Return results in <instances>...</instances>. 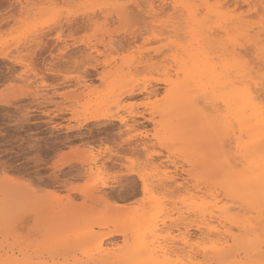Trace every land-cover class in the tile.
<instances>
[{
	"label": "rangeland",
	"instance_id": "rangeland-1",
	"mask_svg": "<svg viewBox=\"0 0 264 264\" xmlns=\"http://www.w3.org/2000/svg\"><path fill=\"white\" fill-rule=\"evenodd\" d=\"M127 2H140L146 6L144 16L148 20V23L136 28L134 35L129 33L127 38L118 41L119 49L117 50V55L120 58L119 63H117L115 57H108L90 65H85L84 70L79 71V66L75 63L73 57L65 56L64 59L61 58L63 49L58 45L63 43L67 47L66 40L69 31H72L78 36V41H74V45L76 46L72 48V52L76 56H79L81 52L93 55V47L97 53L105 50L103 35L97 38L91 35H85V32L82 30L90 27L92 17H96L98 13L106 21H112V27H115V22L119 20L121 11L115 5ZM185 2L214 6L210 9H204L205 12L213 14L220 12L219 15H233L231 17L234 18L237 16L240 23L239 27L242 23L246 24L242 18L251 14L246 5H244L246 3L244 0H0V46L12 44L13 49L18 46L27 47L32 43L30 38L31 34H41L43 44L40 46L37 68L47 69L43 75L46 77L44 83L48 84V88L44 89L41 93L33 94L31 100L26 103L17 105L11 96L5 100L4 84L12 81L15 75V69L18 66L13 65L10 60H4L3 56L7 52L0 50V102H2L0 103V256H3L6 252H17L19 249V240L30 232V230L32 231L39 226L43 229L47 240L51 244L58 247L63 246L62 248L68 255L72 256L73 252H75L77 259L84 260L85 256L83 255V251L85 249L81 247L80 243H76V238L80 233L87 230L89 225L93 226L97 235H103L109 230L127 226L128 223L132 222H129L128 218L131 219L130 217L133 214L142 211L140 183L136 179V191L131 195L128 194L131 190H128L125 184H122L123 186L120 185L119 187H107L108 194L110 195L112 193L115 197L112 194L110 195L111 197L108 195L104 198L107 200L105 202L98 201L93 203L90 202V199L86 200L82 192L87 190L85 186L90 182V172L87 160L82 159L81 155L85 149H87L90 157L93 152L101 155L100 150L102 148H110L111 143L109 142L115 143L121 133V126L118 121L111 119V117L120 115L132 103L139 104L142 100L147 99L144 93L133 96L127 95V93L122 91L123 89L126 90V87L128 89L131 84L139 85V78L126 74L125 68L127 65L131 64L133 69L137 66L141 69L146 68L149 74L154 68H164L163 61L165 58L160 56V53L164 51V45H167L173 49L167 54L170 64L165 68V71H168L174 65V57L179 56L177 53L179 54L183 49L198 50L205 48V46H214V50L217 51L219 44H222L221 41L223 42V40L225 41L227 39V36H224L223 33L226 39L220 36L221 32H218L219 35L210 33L217 30L215 28L218 21H216L217 23L204 22L203 17L200 20H196L194 14L182 15L187 11L185 9L173 10L175 12V19L173 20L160 18L153 22L152 16H159L161 11L159 7L154 8L152 10V16H149V8L147 6ZM76 3L92 5L111 4L114 6L103 10L99 8L79 9L81 15L79 17H73L74 24L69 25L64 23L61 27L59 21H57L52 27L45 30L43 16L47 12V9L40 7L41 5L56 4L64 6ZM229 3L231 5H228ZM221 4L224 5L222 7L223 9L220 8L218 10L219 5L222 6ZM234 10L235 12L233 13ZM114 14L115 19L113 18ZM86 15L87 19L85 18ZM66 19L67 17L65 15ZM213 23H215V26H213ZM210 26L214 27V29L212 27L211 29ZM208 27L212 31H209ZM257 28L255 29V36L258 34L257 30L259 31V28ZM57 29L62 33L60 40L55 39ZM180 29H182L180 32L182 39L176 41L175 37L177 31ZM206 29L207 33L205 37L200 32L202 33L203 30L205 32ZM25 33H28V35ZM218 36L220 39L221 37L224 39L219 41ZM159 41H162V43ZM217 43L219 44L217 45ZM228 43L229 41L227 40L226 44ZM223 44L225 43L223 42ZM253 52L250 55L258 59L257 51L254 49ZM157 57H160V59L157 60ZM53 70L55 74H52ZM40 74L39 72L37 73V75ZM157 75H159V72H157ZM156 83L157 80L154 79L149 85L153 86ZM156 91L160 92V89L156 87ZM148 97L152 100L157 98L153 93ZM162 97L163 93L161 92L160 98ZM119 100H123L125 104L116 110L115 105ZM29 105H31L30 118L26 120L25 124L16 127L15 119L17 113L21 109L27 110ZM73 115L75 119L72 118ZM155 115L158 122L161 123L162 118L157 114ZM137 118V129L144 130L145 124L154 128V125H151L150 121L139 117ZM108 120L112 121L110 122ZM123 130L125 131V128ZM167 133L164 136L169 135V132ZM33 139H35L39 148V161L29 160L27 156L30 150L28 146L29 142ZM191 153L192 150L183 153V161V159H180L181 153L175 151L172 153L174 157L172 163L176 164V160L179 159L180 166L191 170L192 175L189 177V184L195 183L194 176L195 178L200 177L205 182V179L208 178V174H206L208 173V169L203 168L200 158L195 161L194 166L185 164V160L188 157L192 159ZM62 155L71 156L76 163L71 167L61 166L50 169L49 165H55ZM121 158L118 154L117 162H113L115 166L109 165V167L122 166L119 163ZM167 160V154L163 161L156 160V165H159L160 162L164 163L160 164L155 171H162L165 168L164 164L167 165V169H172V165L169 164L171 162ZM158 177H160V173L154 178ZM179 181L181 180L179 179ZM200 186L202 187L204 184H200ZM190 188L193 190H191L193 193L195 192L194 195L197 194V203H200L201 199V201L204 199V201L209 202L207 199L210 197L212 202L213 196L209 193L205 194L204 192H200L204 191V188H200L201 190ZM217 194V200L220 199L219 203L227 201L229 205L233 204V207H236V209H233L239 211V217H255V210L245 201L243 202L241 199L235 197L230 198L223 191H219ZM178 195H157L161 198V207L165 212L170 211L173 218L177 216L176 211L186 210L185 208H179V203L175 202V197ZM65 199L72 200V206L63 208L62 203L66 201ZM122 199L123 201H121ZM211 202L209 204H212ZM239 208L241 209L239 210ZM74 214L80 215L81 217L77 220H72L70 216ZM183 217L182 222H185L184 224H191L189 233L196 240L203 241L208 246L207 244L212 243L216 239V233L210 234L208 238H201L202 235H199L200 231L196 226L197 223L199 224L200 218L194 211L187 214V216L184 212ZM164 220L165 224L160 225V227L162 226L161 228L167 226L172 236H182L183 224L178 225V227L171 225L172 222L168 216ZM6 226H11L13 230L6 231ZM233 228L232 232L234 234L242 236L241 234L243 232L238 231L234 226ZM158 235L162 237L164 233L161 232ZM61 239L67 242H65L66 245L60 243V241H63ZM106 242L109 247L116 248V245L118 246L122 243V235H114L107 239ZM242 242H245V245ZM242 242L240 245H235L237 246H234L235 249L231 246V249L229 248L227 250L232 255L231 259H238V261L241 259L243 261L250 257L249 254H251L252 250L249 246L251 244L250 241L249 243H247L248 240ZM174 243L177 245V249L175 251H168V256H164L170 261L174 260L176 256H182L183 253L181 240H177ZM211 243L207 248L210 247ZM241 245L249 247H241ZM203 248L202 246L197 250L199 261L202 264H218L215 254L211 253L208 256V253H210L208 252L206 257L203 255L201 251ZM246 249L248 254L245 255ZM233 254L236 255L234 256ZM213 255L214 258L211 257ZM160 256L162 257V255ZM164 257L161 259H165ZM126 264L131 263L127 262Z\"/></svg>",
	"mask_w": 264,
	"mask_h": 264
},
{
	"label": "snow or ice",
	"instance_id": "snow-or-ice-1",
	"mask_svg": "<svg viewBox=\"0 0 264 264\" xmlns=\"http://www.w3.org/2000/svg\"><path fill=\"white\" fill-rule=\"evenodd\" d=\"M113 6L111 4L92 5L76 3L64 6L47 4L40 7L47 9V12L43 16L45 30H47L57 21H59L61 27L64 23L69 25L74 24L73 17L81 15L79 9L99 8L103 10ZM115 7L121 9L119 20L115 22V27H112V21H106L98 13L96 17H92L90 27L82 30L85 32V35L97 38L103 35L105 50L97 53L93 47V55L81 52L79 56H76L72 52V48L76 46L74 45V41H78V36L69 31L66 40L67 47L63 43L58 45L63 49L61 58L64 59L65 56L73 57L75 63L79 66V71H83L85 65H90L108 57H115L117 63H119L120 58L117 55V50L119 49L118 41L127 38L129 33L134 35L136 28L146 25L148 20L144 16L146 6L140 2H127L115 5ZM147 7L149 8V16H152L154 8L159 7L161 9L159 16H152L153 22L160 18L173 20L175 19V12L173 10L185 9L187 11L182 15L194 14L196 20H200L203 17L204 22L219 21L220 26L225 25V20L219 14L204 11L206 8L210 9L214 7L213 5L186 2L165 3L159 6L150 5ZM246 7L251 13L242 18L246 24H242L235 33L227 37L229 41L227 45L228 54L224 57L225 64L223 70H221L219 61L215 56L214 46H205L201 52V55L207 58L209 64L215 63L216 65L214 69L215 82L211 87V93L213 96H218L219 99L215 100L211 105L206 103L208 92L197 90L193 87V82L187 79V67L183 61H178L170 70L165 71V68L170 64L167 54L173 50L167 45H164V51L160 53V56L165 58L163 61L164 68H154L149 74L146 68L141 69L137 66L133 69L131 64L126 66L125 71L127 75L139 78V90L147 91V85L155 79L157 83L153 87H158L160 92L156 93L157 99L155 101L149 97L142 100L139 105L134 102L130 107H126L125 111L120 115L111 117V119L119 122L121 133L115 143L109 142L111 143L110 148H102L100 150L101 155L93 152L89 157L87 149L84 150L81 158L89 160L94 170L97 168L101 169L98 175L95 171L93 172L92 179L85 186L87 189L86 194L103 196L106 187H118L125 183L130 184L133 179L138 180L143 185L145 198H148L150 191L151 193L163 191L165 185L157 186L152 182L157 175L154 170L155 159L163 161L167 154L168 160L171 162L174 159L172 149L175 141L172 138L160 135L158 120L154 114L157 112L161 92L163 93V97L167 98L173 91L174 85L180 82L181 72L185 74L184 83L189 89L187 96L188 106L194 113L206 116L211 124L213 140L219 151L218 166L224 169L239 168L240 161H233L230 154L234 148L242 149L246 154L250 143L248 138L253 131L252 120L256 117L259 118L261 135L264 137V0H259V3L256 5L249 3ZM65 15L67 17L66 20ZM85 18L87 19V15ZM113 18L115 19V14ZM227 23L234 24L235 18L233 17ZM213 26H215V23H213ZM257 26L259 28L258 41L255 36ZM181 31L182 29L177 31L176 41L182 39L180 35ZM25 34L28 35V33ZM212 34L217 35L218 33L213 32ZM61 35L62 33L57 29L55 39L60 40ZM30 38L32 43L27 47L18 46L13 49L12 44L0 46V50L7 52L3 56V59L10 60L13 65L18 66L15 69L12 81L4 84L5 100L11 96L17 105L26 103L31 100L33 94L41 93L44 89L48 88V84L44 83L46 77L43 75L47 69L37 68L40 46L43 44L42 35L39 33L31 34ZM159 42L162 43V41ZM254 49L258 51V59H254L250 55ZM177 55L179 54L177 53ZM156 59L159 60L160 57ZM38 72L41 74L37 75ZM157 72H159V75H157ZM52 74H55L54 70ZM124 104L123 100H119L115 105V109H120ZM140 114H142L143 119L151 120V125L156 127L152 128L148 124H145L144 130H138L136 124L137 117ZM30 115L31 105H29L27 110L21 109L17 113L15 126L20 127L22 124H25ZM72 118L75 119V116L73 115ZM125 127L128 129L126 132L123 131ZM140 143L145 145L142 152L137 150ZM28 146L30 147L27 153L28 159L39 161V148L35 139L30 141ZM118 154L122 157L119 161L122 166H107V161L115 159ZM180 159H184V157L181 155ZM262 159H264V156H262ZM74 163L76 161L71 156L62 155L55 165L50 164L49 167L50 169L61 166L71 167ZM176 164L179 167V159L176 160ZM185 164H187L186 160ZM164 166L167 167V165ZM255 179L247 177L249 183ZM258 180L262 191H264V173L259 176ZM174 183L175 180H173ZM153 200H157V197L153 196ZM261 203L262 214L259 239L253 242L250 257L241 261L240 264H264V200ZM156 206L159 207L160 205L157 203ZM163 219H166L163 213H154L148 219L147 228L142 232L140 239L143 242L151 241L155 254L148 256V258L140 261L139 264H202L198 259L197 250L203 246L204 251L207 252L206 244L203 241L196 240L192 235L172 236L167 226L164 228L160 227V221ZM253 227L255 228L256 225H253ZM5 230L9 231L13 229H11V226H6ZM161 232L164 233L162 237L158 235ZM177 240H182V256H176L171 261L167 258L160 259L158 254L160 252L167 253L170 246L173 251L177 249V245L174 243ZM18 247L20 248V256L18 258L0 259V264H73L71 259L66 258L68 254L63 248L51 244L47 240L43 229L39 226L20 239ZM141 250L143 249L141 248ZM77 264H87V262L78 261Z\"/></svg>",
	"mask_w": 264,
	"mask_h": 264
},
{
	"label": "bare ground",
	"instance_id": "bare-ground-1",
	"mask_svg": "<svg viewBox=\"0 0 264 264\" xmlns=\"http://www.w3.org/2000/svg\"><path fill=\"white\" fill-rule=\"evenodd\" d=\"M244 1H246L247 4L251 3V4L255 5L257 3V1H259V0H244ZM246 3L244 5H247ZM228 5H231V4L229 3ZM223 6L224 5H222V6L219 5L218 10H220V8L223 9L222 8ZM218 10H217V12H218ZM234 12H235V10L233 11V13ZM219 13L220 12H218L217 14H219ZM220 16L225 20V25L220 26L219 21H218V23L216 22L217 24H216L215 29H217L216 30L217 32L216 31L215 32L216 33L221 32L220 36H222V37H224V36L228 37L231 34V32H232V34L235 33V31L239 28V24H240L239 19H237L238 17L237 16L235 17L236 19H235L234 24H228L227 21L232 20L233 17H231V16H233V15L226 16V15L220 14ZM244 17H246V16H244ZM211 27L212 26H210V28ZM210 28H209V31H212V30H210ZM212 28L214 29V27H212ZM206 31H207V29L205 30V32H204V30L202 33L200 32V34L201 35L204 34L206 37V33H207ZM209 31H208V35H209ZM212 32H214V31H212ZM212 32H210V33L212 34ZM257 32H258V34L256 35V39L258 41L259 31L257 30ZM222 33L224 34V36ZM217 35H219V34H217ZM222 37H221V39L223 40L225 37L224 38H222ZM218 38H219V41H221L219 36H218ZM225 41L223 40V42L225 44H223L222 41H221V43H222L221 45L219 44L220 42L217 43V45L219 44V46H218L219 49L218 50L216 49L217 51L214 50L215 56H216L217 60L219 61L221 70H223V67L225 64L224 57L228 54V48H227L228 44H226L227 39ZM203 49L204 48H201L198 50L183 49V51L179 53V56L174 57L173 61H174V65L177 64L178 61L184 62V65L187 67V79L189 81L193 82V87L196 88L197 90H199L201 92H205V91L208 92V99H207L206 103L208 105H211L215 100L219 99L218 96H213L211 93V87L213 86V84L215 82V71H214V69H215L216 65H215V63L209 64L207 62V58L203 57L201 55V52L203 51ZM256 53L258 56V51ZM252 57H254V56H252ZM254 59H255V57H254ZM184 80H185V74L183 72H181L180 82L176 83L174 85L173 91L169 94V96L167 98H164V97L160 98V102H159V105L157 108V112L155 113L162 118V121L160 120L161 123L158 122V124H160L159 131H160L161 136H164L165 133L169 132V135H167V137L174 139L175 145L172 149V153L177 151L178 153H181V155H182L183 153H187L188 150H190V151L192 150V153H191L192 159L190 157H188V159H187V157H186L187 164L194 166L195 161L200 158V161L203 165V168L208 169V173H206V174H208V178L205 179V182H204L203 180L200 179V177L195 178V176H194L195 183L193 182V184L192 183L189 184L190 183L189 177H191V175H192L191 170L186 169L180 165L178 167L177 164L172 163L173 161H171V163H169V164L172 165V169H167V167H165L162 171L156 172L157 175H159V173H160V177L154 178L152 181L157 186L165 185L162 192L151 193V191H150L148 198H145L144 191H143V185L140 184V191L142 194V198H141L142 205L141 206H143V209L141 212L133 214L132 217H130L131 219L128 218L129 222L130 221H132V222L128 223L127 226L119 227L118 229H115V230H109L106 233H104L103 235H97L93 229V226L89 225L87 230L83 231L82 233H80L77 236L76 240L78 242L76 241V243H80L81 247H84V249H85L84 251L82 250L83 255L85 256V259L84 260L77 259L75 252H73L72 256L68 255L66 257L67 259H71L73 261V264H77L78 261H85V262H87V264H126L127 262L131 263V264H139L140 261L148 258V256L154 255L155 252H154L151 241L143 242L140 239L142 232L147 228L148 219L151 216H153L154 213L155 214L163 213L165 216H168L171 219V222H172L171 225H174L176 227H178V225H180V224H183L184 229L182 231V236H187V235H190L189 228H190L191 224L190 223L184 224L185 222L184 223L182 222V220L184 218L183 213L185 212L186 216H187V214H189L190 212L192 213L194 211L196 213V215L200 218L199 224L197 223L196 226H197L198 230L200 231L199 235H202L201 238L202 239L208 238L210 236V234H212V233H216L215 235H217L216 239L212 243L210 242L211 245L209 248H207L208 249L207 252L204 251V248L201 251L205 257H206V254L208 252H210V253H208V256H210L209 254H211V253L215 254V256L217 257L216 259L218 260L217 261L218 264H240L239 261H241V259L239 261H238V259H236V260L231 259L232 255H230L231 253H228L227 250L229 248L231 249V246H232V248H234V246L238 245V244L240 245L243 243L245 245V242H242L245 240H248L247 243H249V241H250L251 244H249V246L252 249L253 242L258 241L259 232H260L261 214H262L261 213V209H262V203L261 202H262V200H264V191H262L259 180H258L259 176L262 173H264V159H262V156H264V137H262V135H261V130L259 127V122H258L259 118L256 117L252 120L253 131H252L251 136H249V138H248L250 143H249L248 150H247L246 154H245L244 150L235 149V148L232 151V153L230 154L233 161H236V160L240 161L239 168L224 169V168L219 167L217 164V160L219 159V151L217 149L215 141L213 140V136L211 133V124L209 123V120L206 116H202L200 113H194L190 109V107L188 106L187 96H188L189 89L185 85ZM147 87H148L147 91H141V90H139L138 84H131L128 89L126 87V90L123 89L122 91L127 93V95L129 94V95H133V96L137 95V94L144 93L147 99L149 98L148 96L151 93H153L156 96V92H157L156 87H153L149 84L147 85ZM121 89H122V87H121ZM156 99L157 98H155L154 101ZM138 117L142 118V114L138 115ZM108 121H110V120H108ZM146 121L151 122V120H146ZM110 122H108V123H110ZM136 127L138 128L137 124H136ZM155 127L156 126H154V128ZM127 130H128L127 127H125V132ZM138 130H140V129H138ZM237 135H238V131H237ZM141 139H143V138H141ZM233 139H235V137H233ZM241 143H243V142H241ZM149 146H151V145H149ZM144 147H145V145L143 143H140V144H138L137 150L143 151ZM139 148H141V149H139ZM186 149H188V150L186 151ZM156 160H159V159H155V161ZM183 161H184V159H183ZM113 162H117V156L115 159H109L107 161V166L114 165L115 163H113ZM163 163L164 162H160L159 165L163 164ZM87 164L89 165V172H90L89 178L91 180L93 177V172L95 171L96 174L98 175L100 173L101 169L97 168V169L92 171L93 168H92L91 162L89 160H87ZM156 164L154 165V170L158 169V167H159V165H156ZM181 173L184 174L185 176L182 175ZM247 177H253L256 179L253 180V182L249 183L247 180ZM179 179L181 181H179ZM191 179H193V178H191ZM173 180H175L174 184H173ZM136 184L137 183H136L135 179H133L130 184L125 183V187H127L128 190L129 189L131 190V192L129 191L130 193H128V194L131 195L136 191ZM200 184H204V186L201 187ZM181 185H183V187H181ZM168 186H170V187H168ZM190 187H192L193 189H197V190L200 188H202V189L204 188L205 190L200 191V192H204L205 194L209 193L211 196H213L212 202L210 200L211 197L209 199H207L212 204H209L208 201L207 202L204 201V199H203V201H201L202 200L201 199L200 203H197V201H198V200L196 201V199H197L196 195L197 194L194 195L195 192L193 193L192 192L193 190ZM197 190H195V191H197ZM219 191L225 192L230 198L235 197V198L241 199L243 202L245 201L249 206H251L253 208V210H255V212H256L255 217L253 215H252L253 218L249 217V216L248 217H239V211L238 210L235 211L236 207H233V204L229 205V202L227 203V201H225L223 203L222 202L219 203L220 199L217 200V195H218L217 192H219ZM126 192H128V191H126ZM197 192H199V191H197ZM86 193H87V190L82 192L84 198L86 200L90 199V202H93V203L98 202V201L105 202L106 199H104V198L109 195L108 194L109 192L107 191V187L104 189L103 196H100V195L91 196V195H88ZM158 194H161V195L179 194L177 197H175V200H176L175 202L179 203V205H180L179 208H181V209L185 208L186 210L185 211H176L175 213L177 214V216H176V218H173L172 213L170 211L165 212V210L161 207V205H160L161 198L157 196ZM119 195L121 196L120 193H119ZM122 195H124V194H122ZM112 196L115 197V195H113V194H112ZM153 196L157 197V200L154 201ZM65 200H66L65 202L62 201L63 202L62 203L63 208L72 206V202H71L72 200H69V199H65ZM115 200H116V198H115ZM233 200H235V199H233ZM121 201H123V199ZM157 203L160 205L159 207L156 206ZM207 204H209V205H207ZM242 207H244V206H242ZM233 208H235V209H233ZM116 209H118V208L116 207ZM240 209L241 208H239V210ZM248 210H249V208H248ZM248 210H247V212H248ZM252 212H254V211H252ZM242 214H245V213H242ZM73 216H74V218H73ZM73 216L72 215L70 216L72 218V220L73 219L77 220L78 218L81 217L80 215H76V214H74ZM23 220H26V219H23ZM25 223H27V222L25 221ZM164 224H165V220L163 219L160 221V225H164ZM76 225H78V224H76ZM253 225H256V227L254 228ZM134 226L136 228L135 230H134ZM233 226L238 231L243 232L242 234L240 233L242 236H239V234H234L232 232V230L234 229ZM20 229H21V227H20ZM117 234L122 235L121 245H118V246L116 245V248L109 247L107 245L106 240L109 239L110 237L114 236V235H117ZM61 240H63V239H61ZM229 241H230V243H229ZM65 242H64V240L60 241V243H62V245H66ZM181 242H182V240H181ZM209 244H207V245L209 246ZM244 245H241V247L242 246L246 247ZM249 246H247V247H249ZM235 247H237V246H235ZM141 248L143 250H141ZM240 249L242 250V248H240ZM170 250H173L171 248V246L169 247L168 251H170ZM168 251H167V253L160 252L158 254V257L161 259L164 256L165 257L168 256L167 255ZM230 252H232V251H230ZM233 252H234V250H233ZM245 252H246L245 255L248 254L247 249ZM242 254H244V253L242 252ZM160 255H162V257ZM233 255L235 256L236 254H233ZM19 256H20V248L17 250V252H14V251H11L10 253L6 252L3 256H0V259H16ZM237 256L239 258H241L240 255L237 254ZM211 257L214 258V255ZM211 257H210V259H211ZM216 259H214V260L216 261ZM210 261H208V262H210Z\"/></svg>",
	"mask_w": 264,
	"mask_h": 264
}]
</instances>
